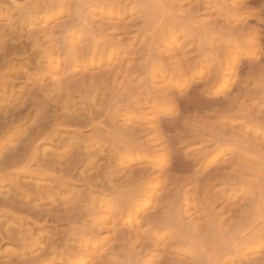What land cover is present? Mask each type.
Listing matches in <instances>:
<instances>
[{"label": "rangeland", "instance_id": "obj_1", "mask_svg": "<svg viewBox=\"0 0 264 264\" xmlns=\"http://www.w3.org/2000/svg\"><path fill=\"white\" fill-rule=\"evenodd\" d=\"M0 50V264H264V0H0Z\"/></svg>", "mask_w": 264, "mask_h": 264}, {"label": "bare ground", "instance_id": "obj_2", "mask_svg": "<svg viewBox=\"0 0 264 264\" xmlns=\"http://www.w3.org/2000/svg\"><path fill=\"white\" fill-rule=\"evenodd\" d=\"M26 23H27V22H26ZM15 34H16V33H15ZM20 36H22V35L20 34ZM28 36H31V34H30V35H27L26 37H28ZM16 37H17V36H16ZM16 37H15V40H17V42H18V39H16ZM20 38H22V37H19V39H20ZM34 38H35V37H34ZM24 39H25V38H24ZM24 39H23V40H24ZM12 40H14V39H12ZM12 40H11V41H12ZM27 40H28V38H27ZM33 40H34V39H33ZM33 40H32V41H33ZM20 41H21V40H20ZM20 41H19V42H20ZM29 41H30V39H29ZM33 44H34V42H33ZM3 47H4V45H3ZM3 47H1V48H3ZM4 48H5V47H4ZM2 50H3V49H2ZM4 50H5V49H4ZM4 50H3V51H4ZM0 51H1V50H0ZM35 100H36V99H35ZM31 102H32V100H31ZM38 102H39V101H38ZM29 103H30V102H29ZM29 103H28V101H26V102L23 104V106H29V105H28ZM36 103H37V101H36ZM34 104H35V101H34L33 105H34ZM44 104H45V103H44ZM30 105H32V104H30ZM18 107H19V106H18ZM46 107H47V106H46ZM68 107H70V106H68ZM14 109H16V108L14 107ZM19 109H20V108H19ZM60 109H61V108H60ZM10 110H11V109H10ZM80 110H81V109H80ZM12 112H13V111H12ZM17 112H18V111H17ZM63 112H64V111H63ZM85 112H86V111H85ZM10 113H11V112H10ZM13 113H14V112H13ZM64 113H65V112H64ZM68 113H69V112H68ZM59 114H60V113H59ZM96 114H97V113H96ZM8 115H9V114H8ZM77 115H78V114H77ZM46 116H47V115H46ZM84 116H85V115H84ZM92 116H93V115H92ZM98 116H99V115H98ZM38 117H39V116H38ZM60 117H61V116H60ZM73 117H74V116H73ZM85 117H86V116H85ZM71 118H72V117H70V119H71ZM80 118H82V116H81ZM47 119L49 120V118H47ZM70 119H69V118H68V120L66 119V120L63 122V124L65 125V122H66L67 125H71L72 123H74V124H78V125H79V123L84 122L83 120L81 121L80 119H79V120H78V119H77V120H76V119H74V120L71 119V120H70ZM82 119H83V118H82ZM56 120H57V119H56ZM56 120H55V121H56ZM55 121H54V122H55ZM88 121H89V120H88ZM56 122H57V121H56ZM59 122H60V121H59ZM37 123H38V122H37ZM70 123H71V124H70ZM86 123H87V122H86ZM86 123H85V124H86ZM60 124H61V123H60ZM72 125H73V124H72ZM78 125H77V126H78ZM81 125H82V124H81ZM81 125H79L80 128H81ZM35 126H36V127H32L33 130H34V132L37 131L35 134H34V132H32V134H34V137H35V138H39V137H42V136L46 135V132H47V131L45 132V130L43 129V128L45 127V126H44V123L39 122V123H38L37 125H35ZM46 126H47V125H46ZM74 126H75V125H74ZM77 126H76V127H77ZM79 126H78V127H79ZM82 127H83V126H82ZM22 139H23V138H22ZM33 139H34V138H33ZM22 141H23V140H22ZM31 141H32V140H31ZM22 144H23V142H22ZM28 145H29V144H28ZM25 147H26V146H25ZM23 150H24V149H23ZM17 151H18V150H17ZM15 153H16V152H15ZM8 156H9V155H8ZM12 156H13V155H12ZM14 157H15V156H14ZM14 157H13V159H10V158L8 157V158L10 159L9 162H8L10 165L16 163L17 160L19 159V158L16 159V158H14ZM16 157H17V156H16ZM1 158H2V157H0V160H1ZM6 158H7V157H6ZM20 158H21V157H20ZM22 158H23V157H22ZM25 160H26V159H25ZM1 161H2V160H1ZM3 161H4V160H3ZM23 161H24V160H23ZM8 163H7V164H8ZM6 166H7V165H6ZM7 167H8V166H7Z\"/></svg>", "mask_w": 264, "mask_h": 264}]
</instances>
